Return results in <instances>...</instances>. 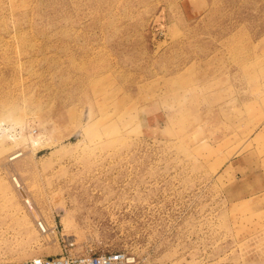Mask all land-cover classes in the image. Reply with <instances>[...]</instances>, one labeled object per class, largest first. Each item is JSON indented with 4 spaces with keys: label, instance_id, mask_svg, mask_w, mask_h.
I'll list each match as a JSON object with an SVG mask.
<instances>
[{
    "label": "rangeland",
    "instance_id": "rangeland-1",
    "mask_svg": "<svg viewBox=\"0 0 264 264\" xmlns=\"http://www.w3.org/2000/svg\"><path fill=\"white\" fill-rule=\"evenodd\" d=\"M66 250L264 264V0H0V263Z\"/></svg>",
    "mask_w": 264,
    "mask_h": 264
},
{
    "label": "built area",
    "instance_id": "built-area-1",
    "mask_svg": "<svg viewBox=\"0 0 264 264\" xmlns=\"http://www.w3.org/2000/svg\"><path fill=\"white\" fill-rule=\"evenodd\" d=\"M0 264H142V262L136 256L123 252L72 255L66 250L57 256Z\"/></svg>",
    "mask_w": 264,
    "mask_h": 264
},
{
    "label": "crops",
    "instance_id": "crops-1",
    "mask_svg": "<svg viewBox=\"0 0 264 264\" xmlns=\"http://www.w3.org/2000/svg\"><path fill=\"white\" fill-rule=\"evenodd\" d=\"M235 163H237V162L235 161Z\"/></svg>",
    "mask_w": 264,
    "mask_h": 264
}]
</instances>
